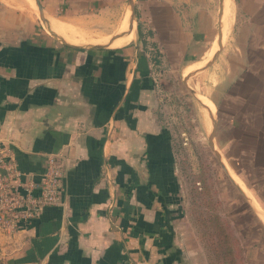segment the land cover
<instances>
[{
    "label": "crops",
    "instance_id": "1",
    "mask_svg": "<svg viewBox=\"0 0 264 264\" xmlns=\"http://www.w3.org/2000/svg\"><path fill=\"white\" fill-rule=\"evenodd\" d=\"M27 1L0 0V148L35 183L53 158L61 197L0 230L10 264H207L156 70L220 68L224 152L264 153V0H234L225 36L223 0H32L43 21ZM96 16L132 38L71 44L48 26Z\"/></svg>",
    "mask_w": 264,
    "mask_h": 264
},
{
    "label": "rangeland",
    "instance_id": "2",
    "mask_svg": "<svg viewBox=\"0 0 264 264\" xmlns=\"http://www.w3.org/2000/svg\"><path fill=\"white\" fill-rule=\"evenodd\" d=\"M234 10L235 2L231 0L227 20L222 4L221 31L224 26L226 29L225 32L222 31L223 36L232 31ZM34 14H39L38 17L43 21L44 17L40 12ZM69 21L74 23L71 24L73 28L70 33L82 39L85 45L106 43L117 35L115 30L123 31L121 21L116 27V22H111L112 18L107 16L81 17ZM65 32L68 34L66 28ZM110 32L113 34L109 36ZM122 43L123 41H117L115 44ZM156 73V95L164 101L159 109L162 116L166 115L164 119H167L172 133L176 170L182 182L185 199L184 209L188 217H191V223L201 232L196 225V215L201 213V218L205 219L207 215H217L224 223V229L230 234L237 263L264 264V219L252 204L253 196L264 209V153L250 152L236 156L224 152L220 142V68L191 67L182 68L180 72H172L170 68H157ZM201 97L208 98L210 110L202 103ZM263 138V135L255 138L256 144L252 145V150L264 148L261 145ZM231 160L234 165L237 164V169L232 167ZM250 166L258 169L259 175L254 173L253 177L247 170ZM40 181L35 183L31 177L22 180L19 194H24L28 182L35 185ZM7 188L13 191L9 183ZM32 192L36 194L38 188L34 186ZM257 195L263 199L262 202ZM25 207L21 202L14 210L16 214L10 216V225H0V230L14 232L19 226L32 221L33 218L22 216ZM252 209L256 214H253ZM198 236L200 243L209 240L207 234ZM0 264H10L9 253L1 245V241Z\"/></svg>",
    "mask_w": 264,
    "mask_h": 264
},
{
    "label": "built area",
    "instance_id": "3",
    "mask_svg": "<svg viewBox=\"0 0 264 264\" xmlns=\"http://www.w3.org/2000/svg\"><path fill=\"white\" fill-rule=\"evenodd\" d=\"M61 168L53 158H47L46 166L39 184L28 182L23 195L19 194V185L24 180V174L19 170L13 159L4 149L0 148V225H10V216H14L16 207L23 202L25 209L22 216L35 218L41 208L57 204L61 197ZM12 185L13 191L7 188ZM38 192L33 194V188ZM6 209L8 211L6 212Z\"/></svg>",
    "mask_w": 264,
    "mask_h": 264
},
{
    "label": "trees",
    "instance_id": "4",
    "mask_svg": "<svg viewBox=\"0 0 264 264\" xmlns=\"http://www.w3.org/2000/svg\"><path fill=\"white\" fill-rule=\"evenodd\" d=\"M263 143H261L262 146H264ZM257 198L261 201L258 195ZM195 219L196 225L201 230V232L196 230L199 233L198 235L202 237L204 234H207L209 238V240H203L201 242L207 264H238L233 248L231 247L230 234L224 229V223L219 220V217L217 215L210 217L207 215L205 219L201 218V213H198Z\"/></svg>",
    "mask_w": 264,
    "mask_h": 264
},
{
    "label": "bare ground",
    "instance_id": "5",
    "mask_svg": "<svg viewBox=\"0 0 264 264\" xmlns=\"http://www.w3.org/2000/svg\"><path fill=\"white\" fill-rule=\"evenodd\" d=\"M230 1L231 0H223V11H224V15L227 17V20L229 18ZM27 2H28V4L30 5V7L32 8V10L34 12H38V9H37L35 3L32 0H29ZM224 25H225V20H224ZM48 26H49V29H52L54 32H56L59 35H61V37L64 38L65 41H67V42H69L71 44L83 41L82 39L76 38V36H74V35H69L68 36V34L65 32L66 25L62 24L61 22H59L56 19L49 18ZM123 30H127V34L128 35H126L125 37H122L121 39H119L118 42L124 41L125 39L132 38V36H133V29H132L131 26H129L128 21L125 23ZM225 30H226L225 28L222 29L223 32H225ZM58 38H59V36H58ZM200 99H201L202 103L206 106L207 110H210L211 109L210 102L207 99L203 98V97L200 98ZM228 172H229V170H228ZM229 174H230V172H229ZM231 174L234 175V172L231 171ZM246 193H248V192L246 191ZM253 201H252L253 206L262 215V217L264 219V210L259 206V204L256 201H254V202Z\"/></svg>",
    "mask_w": 264,
    "mask_h": 264
},
{
    "label": "water",
    "instance_id": "6",
    "mask_svg": "<svg viewBox=\"0 0 264 264\" xmlns=\"http://www.w3.org/2000/svg\"><path fill=\"white\" fill-rule=\"evenodd\" d=\"M35 1H36V4H37L39 10L41 11V7H40V4H39L38 0H35Z\"/></svg>",
    "mask_w": 264,
    "mask_h": 264
}]
</instances>
